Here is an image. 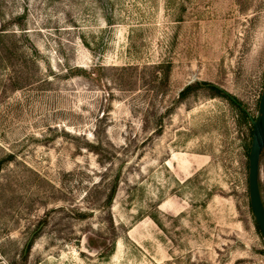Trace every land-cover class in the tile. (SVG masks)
<instances>
[{"label":"rangeland","instance_id":"obj_1","mask_svg":"<svg viewBox=\"0 0 264 264\" xmlns=\"http://www.w3.org/2000/svg\"><path fill=\"white\" fill-rule=\"evenodd\" d=\"M1 28L0 264H264V0H0Z\"/></svg>","mask_w":264,"mask_h":264},{"label":"water","instance_id":"obj_2","mask_svg":"<svg viewBox=\"0 0 264 264\" xmlns=\"http://www.w3.org/2000/svg\"><path fill=\"white\" fill-rule=\"evenodd\" d=\"M254 129L248 157V185L251 209L264 237V200L259 184L260 159L264 150V88L259 100V115Z\"/></svg>","mask_w":264,"mask_h":264},{"label":"trees","instance_id":"obj_3","mask_svg":"<svg viewBox=\"0 0 264 264\" xmlns=\"http://www.w3.org/2000/svg\"><path fill=\"white\" fill-rule=\"evenodd\" d=\"M11 35H10V33L7 31V29H3V28H1L0 29V39L1 38H3V37H10ZM1 47V46H0ZM0 53L1 54H3V52H2V50H0ZM221 91V90H220ZM186 93V90H183L182 91V93H181V95H184ZM31 244H32V242L30 241L27 245H26V247H25V252H27V251H29L30 250V248H31ZM111 244V246H114V243L112 242V243H110ZM112 249H113V247H112ZM112 249H110L109 248V252H111L112 251Z\"/></svg>","mask_w":264,"mask_h":264},{"label":"flooded vegetation","instance_id":"obj_4","mask_svg":"<svg viewBox=\"0 0 264 264\" xmlns=\"http://www.w3.org/2000/svg\"><path fill=\"white\" fill-rule=\"evenodd\" d=\"M264 151V150H263ZM263 153V152H262Z\"/></svg>","mask_w":264,"mask_h":264}]
</instances>
